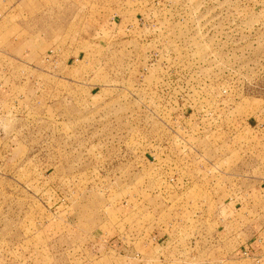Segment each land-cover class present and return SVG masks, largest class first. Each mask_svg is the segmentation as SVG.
<instances>
[{
  "label": "rangeland",
  "instance_id": "1",
  "mask_svg": "<svg viewBox=\"0 0 264 264\" xmlns=\"http://www.w3.org/2000/svg\"><path fill=\"white\" fill-rule=\"evenodd\" d=\"M1 83L0 264H264V0H0Z\"/></svg>",
  "mask_w": 264,
  "mask_h": 264
},
{
  "label": "crops",
  "instance_id": "2",
  "mask_svg": "<svg viewBox=\"0 0 264 264\" xmlns=\"http://www.w3.org/2000/svg\"><path fill=\"white\" fill-rule=\"evenodd\" d=\"M7 41H9V37L7 39ZM4 53V52H3ZM6 55L9 58V53L6 51ZM0 99L1 101H7L9 102V85L5 84L3 85L2 83L0 84ZM152 244V245H151ZM151 248L148 247V244L144 246L146 251L149 250H154L155 248H158V244L157 243H151ZM105 252H109V253H115L119 255V257H115L114 259L111 260V264H131L130 263V259H132L133 264H152V263H157V264H165L164 261H162L163 259H161V257H159L158 259L155 258H143L142 256L139 257V255L137 254V251H135V249H131L128 247L123 246L122 243H120L119 241H112L110 242V244H106L105 245ZM97 250H99V247H95L93 248L90 253L96 252ZM243 253L242 255H249L250 258H255L260 254L259 248L255 246V244L249 243L248 246H246V248L242 249ZM245 252V253H244ZM119 253H123L124 255H121ZM126 254H132L135 255V257H139L138 259L135 258H129L126 257Z\"/></svg>",
  "mask_w": 264,
  "mask_h": 264
}]
</instances>
